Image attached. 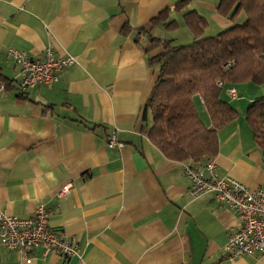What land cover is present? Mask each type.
I'll use <instances>...</instances> for the list:
<instances>
[{"label":"crops","instance_id":"0c3cea01","mask_svg":"<svg viewBox=\"0 0 264 264\" xmlns=\"http://www.w3.org/2000/svg\"><path fill=\"white\" fill-rule=\"evenodd\" d=\"M179 1L0 0V214L25 217L42 205L48 226L78 243L70 257L36 250L30 262L0 244V264H264L260 252L229 256L236 213L213 192L192 197L183 173L185 163L212 160L218 176L264 188V156L244 117L264 83L221 90L238 115L218 130L214 156L167 158L141 129L151 125L144 106L159 74L150 59L162 50L146 51L150 38L188 44L190 10L215 34L235 20L218 14V0ZM49 44L75 63L55 82L21 89L8 48L43 59ZM110 134L123 145L108 147Z\"/></svg>","mask_w":264,"mask_h":264},{"label":"trees","instance_id":"16d2710c","mask_svg":"<svg viewBox=\"0 0 264 264\" xmlns=\"http://www.w3.org/2000/svg\"><path fill=\"white\" fill-rule=\"evenodd\" d=\"M187 2L180 0L178 8ZM217 12L231 20L242 12L245 18L215 35L203 36L204 19L190 10L183 16L193 34L192 42L174 45L151 37L145 47L146 51L155 47L162 50L150 59L158 64L159 74L144 106L151 114V125L141 129L170 159L215 155L218 130L238 115L222 99L223 88L216 86L217 80L223 86L264 83V0H218ZM229 59L234 60V65L224 71L222 64ZM199 96L211 129L199 117ZM244 117L264 156V96L250 102Z\"/></svg>","mask_w":264,"mask_h":264},{"label":"built area","instance_id":"2783aa9c","mask_svg":"<svg viewBox=\"0 0 264 264\" xmlns=\"http://www.w3.org/2000/svg\"><path fill=\"white\" fill-rule=\"evenodd\" d=\"M7 54L19 67L18 85L24 90L57 81L59 71L76 61L70 54L55 57L50 44L43 49V59L31 57L26 51L14 47H9ZM233 65L234 60L229 59L222 64V68L228 71ZM215 84L230 95L236 94L233 86L224 87L220 80ZM106 144L114 147L122 146L123 142L110 134ZM215 169L216 164L212 160H207L202 167L185 163L183 173L190 179L189 193L196 197L213 192L216 200L236 213L239 227L228 235L224 245L230 257L264 253V188L250 189L234 177L218 176ZM69 189V183L61 185L59 195H66ZM0 244L17 252L26 262L31 261L30 253L36 250L42 257L53 251L70 257L77 252L78 247L74 236L55 232L48 226V213L42 205L32 215L25 217L0 214Z\"/></svg>","mask_w":264,"mask_h":264},{"label":"rangeland","instance_id":"374dc122","mask_svg":"<svg viewBox=\"0 0 264 264\" xmlns=\"http://www.w3.org/2000/svg\"><path fill=\"white\" fill-rule=\"evenodd\" d=\"M244 18H245V16H244V14L241 12V13H239V15L235 18V20H234V22H238V23H241V22H243L244 21ZM213 34H215V33H213V31L210 29V27L209 28H207L205 31H204V34H203V36H212ZM192 41V40H191ZM191 41H184L185 43H189V42H191ZM196 107H197V109H199V108H201L200 107V105L196 102ZM202 115V114H201ZM200 115V116H201ZM203 118H205V114L204 115H202V119Z\"/></svg>","mask_w":264,"mask_h":264}]
</instances>
